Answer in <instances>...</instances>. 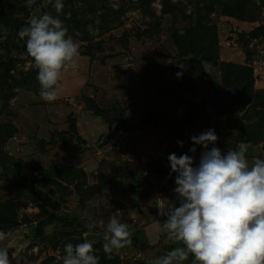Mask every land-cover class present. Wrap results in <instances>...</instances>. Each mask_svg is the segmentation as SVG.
<instances>
[{
    "label": "rangeland",
    "instance_id": "1",
    "mask_svg": "<svg viewBox=\"0 0 264 264\" xmlns=\"http://www.w3.org/2000/svg\"><path fill=\"white\" fill-rule=\"evenodd\" d=\"M10 1L0 0V59L10 58L8 69L13 61L8 84L0 89V129L5 126L0 134L12 133L0 150V210L14 213L18 226L0 228V247L7 248L11 264H55L52 259L62 264L64 245L82 239L93 242L99 264L114 256L120 264H148L179 244L166 238L161 229L165 217L157 209L159 198L175 202V177L154 174L153 161L164 162L170 169L168 156H180L182 149L193 155L188 151L193 146L190 138L209 129L217 135L215 146L222 152L236 150L243 143L250 163L264 159L263 142L257 145L247 137L236 142L237 125L254 128L257 135L258 118L247 119L248 109L224 115L208 109L192 115L199 104L217 97L213 80L222 85L221 70L218 64L201 62L200 70L179 62L170 30L175 28L181 34L190 23L179 15H163L159 0L152 4L155 18L143 15L135 7L137 0H72V9L86 29L80 33L74 24L67 27L64 23L81 51L79 69L62 72L57 99L50 103L40 98L39 82L31 83L37 70L27 51L6 46L11 39L14 46L26 49L18 30L33 16L44 14L43 10L22 2L10 14ZM174 1L182 3L187 15L191 13L190 0ZM249 1L250 15L243 21L216 7L209 23L217 32V62L251 69V93L262 95L264 0ZM112 12L121 13L115 21L109 20ZM62 14L68 22L72 20L70 9L65 8L60 18ZM257 29L260 35L251 38ZM247 53L259 54L260 59L252 60ZM86 99L103 115H93ZM117 111L123 113L131 130H123L111 140L108 136L119 124L114 120ZM71 119L79 141L63 147L60 134L68 131ZM180 141L183 147L178 145ZM199 150L197 147L194 154L196 163ZM53 162L82 169L89 194L44 187L36 170L48 169ZM31 175L37 182H28L23 188L22 178ZM102 182L105 187L98 191ZM43 201L49 202L46 214L40 209ZM112 217L129 225L132 244L105 256L104 236ZM89 222L95 223L93 233H88ZM185 264H192L191 256Z\"/></svg>",
    "mask_w": 264,
    "mask_h": 264
},
{
    "label": "clouds",
    "instance_id": "2",
    "mask_svg": "<svg viewBox=\"0 0 264 264\" xmlns=\"http://www.w3.org/2000/svg\"><path fill=\"white\" fill-rule=\"evenodd\" d=\"M48 3L56 15L33 16L17 35L37 70L40 98L50 103L57 99L62 72L78 71L81 51L60 19L63 0ZM34 4L36 0H26L29 8ZM190 140L193 146L188 151L193 155L172 153L167 158L176 200L159 198L157 207L165 217L163 233L179 244L148 264H185L190 256L192 264H264V159L250 163L243 143L222 152L215 146L218 137L212 129ZM178 145L183 147V142ZM197 147L202 149L198 163ZM94 228L89 222L88 233ZM82 240L64 245L62 264H99L93 242ZM104 241L103 252L109 256L130 246L129 225L110 218ZM0 264H11L5 247H0Z\"/></svg>",
    "mask_w": 264,
    "mask_h": 264
},
{
    "label": "trees",
    "instance_id": "3",
    "mask_svg": "<svg viewBox=\"0 0 264 264\" xmlns=\"http://www.w3.org/2000/svg\"><path fill=\"white\" fill-rule=\"evenodd\" d=\"M154 1L155 0H137L135 7L138 10H140L143 15L155 18V14L152 13V4L154 3ZM22 2H26V0H11L10 3L7 4L8 9L10 10V14H13V12L17 10V7ZM71 2L72 0H63L64 9L62 12L64 13L65 8L70 9V13H72V20H70L69 23L66 19H64L63 14L60 19L67 25V27L70 24H74L73 27L76 28V30H78L80 33H86L85 24L82 19L76 17L77 16V14H75L76 9L74 12L72 9L73 3ZM159 2L162 7L161 12L163 15H171L172 17L179 15L184 20V23L186 22L190 23L188 27L186 26L184 27L183 33L181 34H179V31L175 28H171L170 30L172 42L177 51L176 57L179 60V62H182V64L186 67H193L196 69L199 68L200 70L203 69L201 62H205L207 64H212V65H216V64L219 65V68L221 70L222 85H219L217 79L213 80L214 83L213 85L214 87H216V91H217V95H216L217 97H213L212 99L213 100L219 99L220 91H225L233 87L241 88L243 86H246L247 93L252 97V103L249 106H240L235 109L228 110L212 105L209 110L210 111L213 110L216 113H219L220 115H224V114L234 113V111L248 109L249 113L247 119L258 118V123L256 127H258L259 129L257 130V135H255L254 128H249L248 130H246L243 129L242 124L237 125V127H240V129L236 135V142L240 143L244 140L243 139L244 137H247L253 143H254L253 140H256L255 144L257 145L258 143L260 144V142L264 143V93L262 95L259 94L254 95L251 93L253 87V81H254L251 69L238 67V66L235 67L229 63L217 62V58H218V40L216 37L217 32H216V28L210 25L209 23L210 15L215 11L216 7H219L222 10V13L225 14L226 16L233 17L234 19H237L239 21H243L245 16L250 15L248 10L250 6V1L249 0H190L188 4L191 6V13L188 15L186 8L182 5L180 1L159 0ZM33 6L34 7L37 6L41 8L43 10L42 13H45L44 11H51L55 13V9L52 7V4L48 3V0H46L45 2H43V0H36V4H34ZM0 8L3 9L2 4H0ZM93 14H95V11L93 12ZM120 14L121 13L119 12L110 13V15L108 16L109 20L115 21L116 19L119 18ZM17 28H20L18 24H17ZM262 30H263L262 34H264V28ZM259 33H260L259 29L254 30L251 32L250 36L251 38H257L260 35ZM10 41H7L6 44L7 47L12 46L13 48H15L17 52L19 51L24 52L26 50L24 47L20 49L14 46V44ZM10 67L13 68V61H10ZM11 68L5 71V65L0 59V69L1 70L3 69L0 75V89L7 86L8 79L10 78L9 71L11 70ZM30 79L32 81L31 83L38 82L35 73H32ZM157 94L159 95V97H162L159 91H157ZM209 101H211V99H209ZM85 102L89 110H92L93 115L95 116L103 115V111L98 107H96V105L93 103V101H91V99H86ZM203 103L199 104L198 106L202 105ZM209 110H207L206 112H208ZM119 113L122 112L117 111L114 118L115 122L116 121L118 122ZM192 115L194 114L192 113ZM196 115H200V113H197ZM4 128L5 126L1 127L2 130ZM130 130L131 127L127 123L125 132H129ZM10 136H12V133L9 132L6 133L4 136L0 134V150L2 148V145L4 144L3 141ZM60 140H61V145L63 147H69L75 145L76 143H74V140L79 141L77 130L75 127V122L73 119L70 120V126L68 131L62 132L60 134ZM232 147L235 149L236 146L232 145ZM198 152L201 151L199 150ZM182 154H187V153H185V150L182 149ZM151 166L153 167L154 174H158L160 176H165V175L169 176L170 169L164 167V162L153 161L151 163ZM36 172L40 176V181L43 183L44 187H53L54 189L62 192L72 188V191H75L80 196L89 194L88 191L86 190L87 188H86L85 172L80 168H76L73 166L66 167L60 165L58 162H53L48 169L38 167ZM22 181L23 182L21 186L24 188L25 186H27L28 182L34 185L37 182V179L34 175H31V177L27 178L26 176L25 178H22ZM101 186L102 187L98 188V191L104 188L105 184H103L102 182ZM45 202L43 201L42 204L40 205L42 214H46L48 211L47 209L49 208V202L47 201ZM15 219H16V215H14V213H10L6 209L0 210V228L3 227L4 229H11L18 226ZM39 229L42 230L41 226L39 227ZM104 255L109 256L106 254ZM50 262H55V264H59V262L56 261V259H52ZM103 263L120 264L116 256H114V258L110 260H108L105 257L103 259Z\"/></svg>",
    "mask_w": 264,
    "mask_h": 264
},
{
    "label": "water",
    "instance_id": "4",
    "mask_svg": "<svg viewBox=\"0 0 264 264\" xmlns=\"http://www.w3.org/2000/svg\"><path fill=\"white\" fill-rule=\"evenodd\" d=\"M250 59L252 60H259L260 55L259 54H253V53H247L246 54ZM9 60L10 58H6L3 61V64L5 65V70L7 71L8 65H9ZM222 100L221 104L216 105L213 103L214 106L219 107V108H224L228 110L235 109L240 106H249L252 103V97L247 93L246 86H244L241 89H238L234 87L232 90H225L221 92ZM211 103L206 100L204 103L198 107H195L193 109V114L197 113H203L204 111L210 109ZM118 122L119 124L116 125L110 135L108 136L109 139L113 140L121 131L125 130L127 126V121L123 118L122 113H119L118 115ZM247 142V141H246ZM83 243V240H78L72 242V244H79Z\"/></svg>",
    "mask_w": 264,
    "mask_h": 264
},
{
    "label": "flooded vegetation",
    "instance_id": "5",
    "mask_svg": "<svg viewBox=\"0 0 264 264\" xmlns=\"http://www.w3.org/2000/svg\"><path fill=\"white\" fill-rule=\"evenodd\" d=\"M244 87V86H243ZM243 87H241V88H243ZM234 88V87H233ZM233 88H231V89H228V90H232ZM241 88H238V89H241ZM220 91V90H219ZM221 92H223V91H220L219 93H220V98L219 99H217L216 101H213V100H211V101H209L210 103H211V106L213 105V103L214 104H216V105H219V104H221V100H222V96H221Z\"/></svg>",
    "mask_w": 264,
    "mask_h": 264
}]
</instances>
